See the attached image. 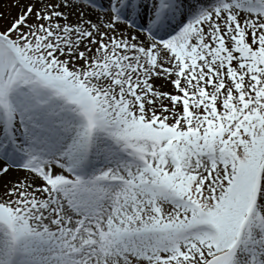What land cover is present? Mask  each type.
<instances>
[{"label": "snow or ice", "instance_id": "1", "mask_svg": "<svg viewBox=\"0 0 264 264\" xmlns=\"http://www.w3.org/2000/svg\"><path fill=\"white\" fill-rule=\"evenodd\" d=\"M10 6L0 264H264V0Z\"/></svg>", "mask_w": 264, "mask_h": 264}, {"label": "bare ground", "instance_id": "2", "mask_svg": "<svg viewBox=\"0 0 264 264\" xmlns=\"http://www.w3.org/2000/svg\"><path fill=\"white\" fill-rule=\"evenodd\" d=\"M21 2L23 3L24 0H21ZM13 3L14 0H0V13H3V15H0V23H7V19H5V17H7L9 13L11 16H15L17 13L18 9L10 6ZM13 175H23V173L14 172Z\"/></svg>", "mask_w": 264, "mask_h": 264}]
</instances>
